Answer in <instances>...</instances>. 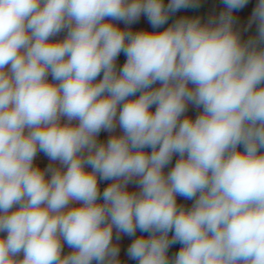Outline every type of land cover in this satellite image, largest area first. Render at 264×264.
Segmentation results:
<instances>
[{"label": "clouds", "instance_id": "1", "mask_svg": "<svg viewBox=\"0 0 264 264\" xmlns=\"http://www.w3.org/2000/svg\"><path fill=\"white\" fill-rule=\"evenodd\" d=\"M247 3L134 32L198 4L0 0V264H121V236L136 264H264V0L242 40Z\"/></svg>", "mask_w": 264, "mask_h": 264}, {"label": "rangeland", "instance_id": "2", "mask_svg": "<svg viewBox=\"0 0 264 264\" xmlns=\"http://www.w3.org/2000/svg\"><path fill=\"white\" fill-rule=\"evenodd\" d=\"M195 2L198 4L197 7H189V8H183L176 12L174 16V22L177 19L180 18H199L201 20V23L208 22L209 19L218 17L222 11L225 10V5L223 4V0H195ZM258 0H248V3L241 9L235 10L233 12L234 16V28L240 33L242 40H247L249 37L254 36L256 34V25L253 23L251 26H249V21L252 17L253 10L257 4ZM173 23V22H172ZM171 23L167 22L161 29L151 30L149 31H163L165 28L170 26ZM126 57L125 55L121 56L117 60V67H122L123 63L125 62ZM153 87H159V84L157 83ZM139 93H137L136 97H130L129 99H135L138 98ZM152 111H155V108L153 107ZM202 111V109H197L195 106L189 104L188 110L185 113L186 116L192 118L193 120L196 118V116ZM243 150L242 148L240 149ZM146 152H151V149H145ZM178 156L173 157L172 163L169 164L165 169L164 173L167 174L172 167H174L176 160L178 159ZM129 191H139L138 187L136 185L130 184L128 186ZM177 203L178 205H183L185 208H190L191 205L194 203L193 200H187L183 197H177ZM137 236L144 235L145 237L148 235L147 233H140L137 231ZM135 237H133L134 239ZM173 253V252H171ZM169 254V257L171 258L173 254ZM136 264V262L134 261Z\"/></svg>", "mask_w": 264, "mask_h": 264}, {"label": "crops", "instance_id": "3", "mask_svg": "<svg viewBox=\"0 0 264 264\" xmlns=\"http://www.w3.org/2000/svg\"><path fill=\"white\" fill-rule=\"evenodd\" d=\"M118 26L121 28V29H124L126 27V25H124L123 23H118ZM131 30L132 31H140V30H146V31H149L148 29L151 28V25L148 23L147 21V18L144 17L143 15L140 17L139 21L132 24L130 26ZM67 35V30L65 29L64 31H62L61 33L58 34L57 37H55L54 39L56 40H62L66 37ZM124 54L121 53L120 56L118 58H120L121 56H123ZM118 60V59H117ZM49 81H51V76L48 77ZM102 79V74L100 77L97 78V82ZM114 134H117V135H120L122 134V130L119 129V127H117L116 129V132ZM113 135V133H109V132H106V131H101V133L99 134V137H98V140L99 142H105L108 140V138ZM50 163H53L51 162L48 157L45 156L44 153L42 152H38L37 153V156L34 160V164L39 166L41 169H44L46 168ZM55 167H59V164L58 162H56L54 164ZM88 171H90L91 169H87ZM108 183H111V181H100L99 183V186H100V189L101 191H103V188L107 186ZM102 202V201H101ZM132 239L133 238H129L127 236H121V239L120 241H114L116 243L119 244L120 248H121V251H120V262L121 264H135L134 261H131L128 259L127 255H126V249L127 247L130 245V243L132 242ZM64 254H67L68 252L71 251V249H69L67 247V245L64 246ZM93 264H95V262H93Z\"/></svg>", "mask_w": 264, "mask_h": 264}, {"label": "flooded vegetation", "instance_id": "4", "mask_svg": "<svg viewBox=\"0 0 264 264\" xmlns=\"http://www.w3.org/2000/svg\"><path fill=\"white\" fill-rule=\"evenodd\" d=\"M170 236H171V233H170ZM180 247H181V245H179V244H176V245H173L172 247H170V253L171 252H173L172 254H173V256L172 257H174V255L176 254V253H178V251H179V249H180Z\"/></svg>", "mask_w": 264, "mask_h": 264}, {"label": "trees", "instance_id": "5", "mask_svg": "<svg viewBox=\"0 0 264 264\" xmlns=\"http://www.w3.org/2000/svg\"><path fill=\"white\" fill-rule=\"evenodd\" d=\"M169 2V0H164V3L165 5H167ZM176 13L174 14H171L170 17H169V20H168V23L170 22L172 24V22H174V16H175ZM170 254V250L168 251V255ZM172 254V253H171Z\"/></svg>", "mask_w": 264, "mask_h": 264}]
</instances>
